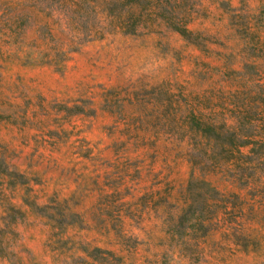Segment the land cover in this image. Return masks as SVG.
I'll return each mask as SVG.
<instances>
[{
	"label": "rangeland",
	"instance_id": "1",
	"mask_svg": "<svg viewBox=\"0 0 264 264\" xmlns=\"http://www.w3.org/2000/svg\"><path fill=\"white\" fill-rule=\"evenodd\" d=\"M0 229V264H264V0H0Z\"/></svg>",
	"mask_w": 264,
	"mask_h": 264
},
{
	"label": "trees",
	"instance_id": "2",
	"mask_svg": "<svg viewBox=\"0 0 264 264\" xmlns=\"http://www.w3.org/2000/svg\"><path fill=\"white\" fill-rule=\"evenodd\" d=\"M129 2L134 0H127ZM108 9L111 7L108 6ZM161 16V15H160ZM166 24L174 31L179 33L184 39L191 40V36L193 34L192 31L188 30L185 27L184 21H175L170 19H165ZM239 118V117H238ZM188 127L198 135H200L204 140L206 141H212L218 146V149L223 152V158L228 159V157L233 156L235 153L240 155L239 147L245 146L248 144H252L253 140L250 139V136L252 133L245 132L241 133L242 130V124L241 120L239 118L238 125L235 127H231L229 129H223V126L215 125L208 122H202L201 120H198L197 118H193V115H190L188 120ZM244 131H247L244 130ZM254 148L251 146L249 148V151H253ZM195 155V154H194ZM191 160L194 165H197V161L195 160V156H192L190 154ZM197 156V154H196ZM249 157V155H245ZM194 160V161H193ZM204 187V188H203ZM211 193L213 192V188L210 187L209 183L203 180L202 178H196L190 175V177L187 180L185 189H184V195L182 197L183 205L180 208V212L177 215L176 224L170 229V232L174 235L175 232L173 231L174 228L175 231H179L177 227H180L182 232L185 234V229L196 227L201 230H205L207 227V223L205 221L210 220L212 216V212L214 210L211 209V203L206 201V198H201V201H198V197L201 196L200 192L201 189ZM22 202L30 207H37L34 203V200L29 201L28 199H23ZM41 208V207H38ZM44 208H46V205H44ZM39 210V209H38ZM41 210V209H40ZM40 215L48 218V220L52 223V227H59L61 226V222L68 225L70 222H68L66 219L65 221H62L63 214L59 210V212L56 210L54 213H43L44 211H38ZM4 218V217H3ZM2 218V219H3ZM54 224V226H53ZM3 231L0 229V254H4V251L2 250V239H3ZM95 250H98V248H94ZM85 252V249H81ZM2 252V253H1ZM87 254V252H86ZM78 261H82V258H78Z\"/></svg>",
	"mask_w": 264,
	"mask_h": 264
}]
</instances>
